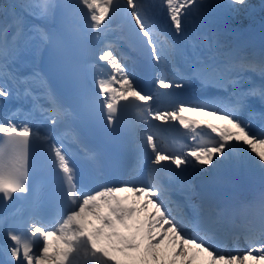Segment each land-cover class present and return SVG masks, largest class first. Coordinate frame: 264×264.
Segmentation results:
<instances>
[{
  "label": "snow or ice",
  "instance_id": "obj_1",
  "mask_svg": "<svg viewBox=\"0 0 264 264\" xmlns=\"http://www.w3.org/2000/svg\"><path fill=\"white\" fill-rule=\"evenodd\" d=\"M259 7L264 13V0ZM254 11L249 0H14L0 8V200L30 201L26 218L0 216V264H196L202 254L206 264H264V190L259 227L233 237L246 248L222 251L211 233L236 208L202 182L256 170L264 181V45L256 53L224 39L229 20ZM129 36L147 49L155 91L137 85ZM130 98L143 102L145 123L205 127L216 138L168 151L146 132L134 143L148 180L109 175L103 150L86 141L94 127L113 131L117 105ZM34 142L51 171V218L31 183ZM73 147L87 172L80 179ZM157 173L168 174L167 186Z\"/></svg>",
  "mask_w": 264,
  "mask_h": 264
},
{
  "label": "rangeland",
  "instance_id": "obj_2",
  "mask_svg": "<svg viewBox=\"0 0 264 264\" xmlns=\"http://www.w3.org/2000/svg\"><path fill=\"white\" fill-rule=\"evenodd\" d=\"M213 0H206V2H209V3H211ZM11 2H14V0H12ZM0 21H1V19H0ZM255 22H258L257 24L258 25H261V26H263L264 27V19L263 18H260L259 19V21H255ZM255 22H253V23H255ZM257 24H255V25H257ZM228 31L230 32V33H232L233 34V36H234V40H235V44H237L238 42H240V39H239V30L235 27V26H229L228 27ZM241 44L243 45V43H242V41H241V43H240V46H241ZM248 44V43H247ZM241 47H243V46H241ZM244 48V47H243ZM245 173V174H244ZM248 173V174H247ZM251 173H253V175H251ZM224 174H232V175H240V177H244V178H248V179H252V178H258V182L259 183H261L260 185H263L264 186V181H262V178H261V173L258 171V170H256V171H251V172H249V171H243L242 173L241 172H238V173H233V172H227V173H220V174H216V173H214V174H212L211 173V176H213V177H215V178H217L218 180H224L225 178L223 177V175ZM222 176V177H221ZM216 179V180H217ZM246 216L248 217V218H251V216H256V217H260V215L258 214V212L257 211H255V210H251L250 212H248L247 214H246ZM259 220V219H258ZM259 222H260V220H259ZM232 230H234V229H232ZM223 244H224V242H223ZM223 246V248H224V250H222V251H230V250H232V249H234V248H229L228 247V245H222ZM242 249H244V248H246V244L244 243L243 244V247H241ZM204 255H206V254H202V256L200 257V258H198V260H197V262H196V264H206V261H204L203 260V256Z\"/></svg>",
  "mask_w": 264,
  "mask_h": 264
},
{
  "label": "bare ground",
  "instance_id": "obj_3",
  "mask_svg": "<svg viewBox=\"0 0 264 264\" xmlns=\"http://www.w3.org/2000/svg\"><path fill=\"white\" fill-rule=\"evenodd\" d=\"M240 179H241V178H240ZM226 181H227V180H226ZM220 182H223V181H220ZM220 182H219V183L217 182V184L215 185V187H218V186H219V184H221ZM252 182L254 183V181H253V180H252ZM249 183H250V182H249ZM250 184H251V183H250ZM251 186H253V187H254V184H251ZM223 187H224V186H223ZM217 189H218V188H217ZM239 246H240V245H239Z\"/></svg>",
  "mask_w": 264,
  "mask_h": 264
}]
</instances>
